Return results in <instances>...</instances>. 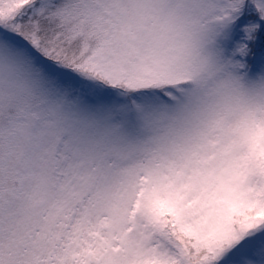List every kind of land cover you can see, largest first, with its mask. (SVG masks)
I'll return each instance as SVG.
<instances>
[{
  "label": "snow or ice",
  "instance_id": "1",
  "mask_svg": "<svg viewBox=\"0 0 264 264\" xmlns=\"http://www.w3.org/2000/svg\"><path fill=\"white\" fill-rule=\"evenodd\" d=\"M0 264H264V0H0Z\"/></svg>",
  "mask_w": 264,
  "mask_h": 264
}]
</instances>
